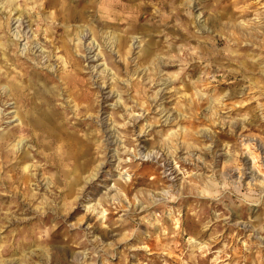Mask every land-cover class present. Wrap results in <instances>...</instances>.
<instances>
[{"label": "rangeland", "instance_id": "1", "mask_svg": "<svg viewBox=\"0 0 264 264\" xmlns=\"http://www.w3.org/2000/svg\"><path fill=\"white\" fill-rule=\"evenodd\" d=\"M0 264H264V0H0Z\"/></svg>", "mask_w": 264, "mask_h": 264}, {"label": "bare ground", "instance_id": "2", "mask_svg": "<svg viewBox=\"0 0 264 264\" xmlns=\"http://www.w3.org/2000/svg\"><path fill=\"white\" fill-rule=\"evenodd\" d=\"M48 3V2H47ZM62 5V4H61ZM109 5H111V3H107V1H105V7L104 8H107ZM167 6V5H166ZM104 8H101L102 10H104ZM61 10V9H60ZM99 12L102 14V16L104 15V13H103V11L101 12L100 10H99ZM70 21V20H69ZM68 21V22H69ZM69 25V24H68ZM245 34V33H244ZM233 35V34H232ZM238 38V37H237ZM65 74V73H64ZM65 75H68V74H65ZM19 79V78H18ZM28 85V84H27ZM30 87V86H29ZM9 88V87H8ZM4 89V88H3ZM28 90V89H27ZM28 94V93H27ZM16 95V94H15ZM21 95V94H20ZM34 95V97H36V95L35 94H33ZM23 97V96H22ZM27 99V98H26ZM54 99V98H53ZM28 100V99H27ZM26 100V101H27ZM51 104V103H50ZM28 105V104H27ZM49 105V104H48ZM52 110V109H51ZM52 112V111H51ZM34 130V129H33ZM41 131V130H40ZM46 131V130H45ZM49 131V130H48ZM48 133V132H47ZM46 134V133H45ZM196 256V255H195Z\"/></svg>", "mask_w": 264, "mask_h": 264}, {"label": "crops", "instance_id": "3", "mask_svg": "<svg viewBox=\"0 0 264 264\" xmlns=\"http://www.w3.org/2000/svg\"><path fill=\"white\" fill-rule=\"evenodd\" d=\"M104 12V11H103Z\"/></svg>", "mask_w": 264, "mask_h": 264}]
</instances>
